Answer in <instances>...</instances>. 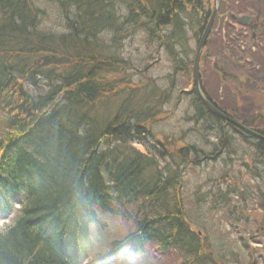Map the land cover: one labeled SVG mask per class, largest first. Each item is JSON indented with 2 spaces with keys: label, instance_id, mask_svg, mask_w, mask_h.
Returning a JSON list of instances; mask_svg holds the SVG:
<instances>
[{
  "label": "trees",
  "instance_id": "1",
  "mask_svg": "<svg viewBox=\"0 0 264 264\" xmlns=\"http://www.w3.org/2000/svg\"><path fill=\"white\" fill-rule=\"evenodd\" d=\"M249 1L253 9L244 7ZM259 1L229 0L230 18L237 23L238 15L256 10L254 24L240 27L259 31V16L264 17V10L255 9ZM57 4L0 0V219L10 218L4 220L8 225L0 224V264H142L151 248L164 255L155 261L167 256L170 264H228V249L216 247L219 242L203 227L193 228L180 175L174 185L156 172L163 155L155 145L164 148L165 156L177 155V166L188 165V153L201 151L192 145L150 143L147 118L156 112L145 101L151 94L131 86L127 72L132 62L123 52L126 38L143 31L148 40L163 44L172 65L182 64L188 73L190 41L200 38L212 0ZM185 9L193 18L189 22L182 19ZM53 17L57 28L46 23ZM156 29L161 33L157 38ZM121 85L127 92L122 101L106 95V88L115 92ZM198 103L196 117L203 121L209 113ZM259 146L264 151V141ZM253 172L256 176L244 171L256 178L257 191L246 187V197L264 211V168ZM220 179L231 185L224 173ZM229 186L216 192L219 200L212 207L203 206L206 192L193 205L205 213L220 207L227 210L222 216L231 219L238 205L228 197L238 202L246 197ZM104 217L124 223L123 229L115 232V225L106 231ZM263 225L256 224V231L264 234Z\"/></svg>",
  "mask_w": 264,
  "mask_h": 264
},
{
  "label": "rangeland",
  "instance_id": "2",
  "mask_svg": "<svg viewBox=\"0 0 264 264\" xmlns=\"http://www.w3.org/2000/svg\"><path fill=\"white\" fill-rule=\"evenodd\" d=\"M263 1L255 3V9H259L261 14H263L264 10ZM228 2L229 0L217 4V12L211 25L212 34L207 37L209 61L221 60L226 65L223 70L227 73V76L224 82L218 85L216 75L206 69L205 73H203L205 89L227 111H230V107L233 106L236 112L245 119L255 117V119L260 118L264 121V74H261L264 68V17L259 16V31L254 28L247 31L240 27L237 20V23H235V18H230L229 11H227L229 10ZM250 3V1L244 3L247 5L244 7L253 9L250 7ZM232 5L235 6L236 4ZM52 6L55 8L54 5ZM213 7L214 4L212 2L210 10ZM52 10L54 9L52 8ZM253 11L248 10V12L244 13L249 17L248 21L252 24H254L252 15L256 14V10L252 13ZM53 20H55L54 17L50 21L47 20L46 23L50 27H59L57 22ZM246 33L253 35L250 37ZM138 34L142 35V31H138L134 37H128L123 42L126 45V53H129L126 54L130 58L128 60L130 63L132 62V69L135 74H142L139 76L141 82L155 83L157 91L164 93L162 99L158 101V111L154 114L155 119L152 121V130L150 127L153 134L152 139L149 140L150 143L158 144L161 142L164 145L168 143L170 146L196 144L201 147L198 159L203 158V156H214L213 159L200 160L199 166L186 164L182 167L184 173L183 190L187 200L186 208H188L187 211L189 210V218L195 223H193V228L197 229V226L203 227L201 231L215 243L219 242L216 247L228 249L227 255L225 254V260L229 261L228 264H264V234L256 231V224L263 225L264 211L256 210L253 207L251 197H246L249 190L253 192L257 190L254 187L256 178L244 173V171L250 172V174L254 173L253 171L261 173L264 168V160H256L255 154L249 150L251 147L253 148V145L248 141V138L245 139V137L238 135L227 126L220 127V125H224L222 122L217 123V127L219 126L217 135L220 136L222 142L219 145L208 144L206 142L208 139L211 143L213 142V135L211 134L213 132L210 129L207 131L209 127H207L206 122L196 117L194 106L190 102L191 97L185 95L187 94L186 86L191 82L188 75L184 73V67L182 64L177 68L172 65L164 50L158 53L149 50L145 51L146 45L143 46L140 43L141 39ZM228 39L232 42V45L227 42ZM254 44H256V47L251 46ZM190 46L194 52L196 49L195 43L190 41ZM223 47H227V50H223ZM204 52H206V49ZM223 53L227 59L222 57ZM192 56L193 54H191ZM130 70L127 72L128 76ZM137 80L135 78L134 82H131V86H140L135 85L138 82ZM254 125L256 126L255 122ZM221 144L227 145L228 149H230L227 154L234 152L229 157L224 156L225 164L223 165H225V169L222 170L223 172L216 159L217 155L214 154L215 152L212 149L213 146L219 148ZM135 146L139 149V145L135 144ZM140 149L143 148L141 147ZM221 173L226 175L229 182L238 183L237 187L241 188H235L239 192L242 191L244 197H246L240 202L233 200L238 206L232 211L231 219L222 216L225 215L227 210L224 211L220 207L217 210H211V213H205L204 211L202 212L201 206L197 209V206L193 205L195 200L201 201V195L207 190L216 193L218 190H224L225 186L230 185L218 184L217 179ZM254 175L256 176L255 173ZM201 183H203V187ZM246 187H249L248 192ZM262 191L264 192V186H262ZM221 202H223V199H221ZM208 204L206 201V205L203 204V206L208 207ZM9 219L6 220L5 217L0 219L2 220L0 224H5L4 220L8 222ZM102 221L106 222L104 227L106 231L107 229H114L113 226L115 225H118L115 228V232L123 229L124 223L118 220L104 217ZM107 234L109 235L108 232ZM243 243H246L251 249L249 254H246V250L241 247ZM155 256L164 255H160L155 248H151L147 251L142 264H170L166 261L167 256L162 262L155 261ZM249 258L251 261L247 260ZM132 263L137 262L132 260L130 264Z\"/></svg>",
  "mask_w": 264,
  "mask_h": 264
},
{
  "label": "bare ground",
  "instance_id": "3",
  "mask_svg": "<svg viewBox=\"0 0 264 264\" xmlns=\"http://www.w3.org/2000/svg\"><path fill=\"white\" fill-rule=\"evenodd\" d=\"M53 2L54 5H58L57 4V0H51ZM213 3H215L216 5L219 2V0H212ZM136 10V9H135ZM137 11V10H136ZM138 13V12H137ZM182 19H184V17L186 16V20L187 22L191 21L192 18V15L189 14V10L185 9L183 10L182 12ZM134 16L137 18L138 15L137 14H134ZM211 17V14L208 18V20L206 21L205 23V26L207 25L209 19ZM191 18V19H190ZM213 21V20H212ZM213 22H211V25H212ZM139 26L141 24H138ZM135 28H138V27H135ZM205 28V27H204ZM139 29V28H138ZM183 29L184 30H187L188 27L186 25H183ZM210 30H211V26H210ZM210 30H209V33H210ZM204 31V29H203ZM202 31V33H203ZM143 32V31H142ZM208 33V35H209ZM160 30L156 29V31L154 32L153 34V37L157 38V37H160ZM139 35V38L141 39L140 40V43L145 46L146 45V48L147 50L149 51H155L156 53L158 52H162L164 50L163 48V44H160L154 40L150 41L148 40V36L146 37V33L143 32L142 35L141 34H138ZM202 35V34H201ZM208 37V36H207ZM201 38V36H200ZM200 38L198 39V41L194 42L195 45H196V49H197V46H198V43L200 41ZM203 48L198 56V61H197V66H196V72H197V82H195L194 80V77H193V72H194V59H195V53H196V49L194 50L193 52V59H192V64H191V70L188 71V73H186L188 75V78H190V85L187 87L186 89V92L187 94H185L186 96H190L191 99H190V102L192 104L193 102V106L198 103H201L202 105H204V102L202 101L201 97L199 96L198 92H197V88H196V85L198 86V90L200 92V95L208 102V104L210 103L212 106H214V109L219 112L220 114L222 115H226L228 117H230V119H233L234 121L237 122V126L236 125H233L232 123L226 121V120H223L222 118H220L218 115L212 113L207 107L206 105L205 106V109L208 111V115L205 117L204 119V122H207V124L209 125V128L207 129V131L212 130L213 133H211L213 136H212V143L211 141L208 139L206 142L209 144H217L219 145L220 142H222L220 136H218V130H219V126L217 127V123H220L222 122L224 125L220 127H229L231 128L235 133H237L238 135H242L243 137L248 138L249 142L252 143L253 145V148L251 147V152H253L255 154V156L257 158H261L264 156V151H261L260 150V146H259V142L262 140L264 141V135L262 136V131L264 130V121H262V119H255L252 118V119H245L243 116L239 115L235 108L232 106L230 107V111H227L224 109V107L221 106V104L213 98V96L210 95V93L205 89L206 86H205V78H204V74L205 73V70L208 69L210 71H212L215 75H216V78H217V83L218 85L222 84V82H224V79L226 78L227 76V73L224 72V67L226 66L221 60L220 63L219 61L215 60V61H209V47H208V39L206 38V40L204 41L203 43ZM206 49V52H204ZM123 52L125 54H129V53H126L125 49L123 50ZM164 53L166 54L167 52L164 50ZM205 53V54H204ZM167 56H168V59L170 61V58H169V54L167 53ZM183 57V56H182ZM65 63H69L70 59L69 58H64L63 59ZM142 74H135V72L133 71V69L130 70L129 72V77L130 79L132 80V82H134V79L137 78L138 82L135 84V85H140V86H137L138 88H142L144 89V91L148 92V94H151V100L149 101H145V105L148 106L150 112L152 110H154L155 112L158 111V101H160L162 99V96L161 94L157 91L156 87H155V83H146V82H141L140 81V77ZM233 75V73H232ZM136 76V77H135ZM106 95L108 97H111L112 99L116 100V102H120L122 101L123 98H125V95H126V91H125V88L121 85L120 87V90L118 91H115L111 88H106ZM116 92H119L120 93V98H117L116 97ZM166 101V100H165ZM124 103V102H123ZM198 103V104H199ZM155 119V117H152L151 118V114H149L148 118H147V121H148V124H149V127H151V130H152V127H153V120ZM255 120V121H254ZM254 122L256 124V126L254 125ZM151 125V126H150ZM251 132H256L258 135L262 136L263 139H261L260 137H254V136H251L249 133ZM146 137L147 139L151 140L152 137H153V134L148 131L146 132ZM134 143H136L137 145H140V141L138 140H134ZM204 143V142H203ZM177 146H180L181 148H184V147H187L185 144L182 145V144H179ZM193 147H195L197 150L201 151V147L199 145H196V144H192ZM213 151L215 152L214 154L217 155L216 156V159L218 160V164L220 166V169L221 171L225 169V157H229V154H227L229 151L228 149V146L225 145V144H221L219 146V148H216V147H212ZM155 151H157L158 153H160L161 155H163L161 158V161H162V164L158 166H156V172L160 175L161 173V177L163 179H168L170 180L174 185L176 184V178H175V175L176 173H178L181 177V179L179 180V183L181 185V187H183V178H184V173H183V170H182V167L183 166H177L175 164V162L177 161L176 159H178V156H174V155H167L165 156V151H164V148H162L161 145H155ZM153 151V152H155ZM199 158V153L196 152H192V153H188V165L189 166H194L196 164V166L200 165L198 164L200 162V160H207V159H213L214 156H203V158ZM264 160V159H263ZM201 163V162H200ZM150 164V163H149ZM149 166V165H148ZM223 172V171H222ZM225 172V171H224ZM223 176V173H221L219 175V180L221 181V184L222 185H226V179L225 180H222L220 179V177ZM225 178V177H224ZM232 181V180H231ZM218 182V181H217ZM219 185H221L219 182H218ZM234 187H237L238 186V183H231ZM202 187H203V183H201ZM231 186V185H230ZM227 187V186H225ZM237 188H241V187H237ZM237 190V189H236ZM207 192V197H205L206 199H204V201H207L209 203V206L208 207H212L211 206V202L213 201H218L219 198L217 197L216 193H212L210 192L209 190L206 191ZM230 198L232 201L233 200H236V202H238V199L237 198H234V197H228ZM11 199V198H10ZM234 202V201H233ZM235 203V202H234ZM206 204V202H205ZM242 248H245V246L242 244L241 245ZM249 250L251 251V249L249 248ZM248 250V252H250ZM247 252V250H246ZM247 254V253H246ZM251 258H254V257H251ZM111 257L108 258L109 261H111ZM118 260V259H117ZM80 264H85V261L83 260Z\"/></svg>",
  "mask_w": 264,
  "mask_h": 264
},
{
  "label": "water",
  "instance_id": "4",
  "mask_svg": "<svg viewBox=\"0 0 264 264\" xmlns=\"http://www.w3.org/2000/svg\"><path fill=\"white\" fill-rule=\"evenodd\" d=\"M214 14H215V8L214 10L212 11V14H211V17L207 23V25L205 26L204 28V31L201 35V38H200V41L198 43V46H197V49H196V53H195V59H194V72H193V77H194V80L195 82H197V72H196V66H197V61H198V56L203 48V43L204 41L206 40L207 36H208V33H209V30H210V26H211V22L213 20V17H214ZM248 17L246 15H242L240 17H238V21L240 23H246L248 21ZM196 88H197V92L199 94V96L201 97L202 101L204 102V105H206V107L214 114L218 115L220 118H222L223 120H226L230 123H232L233 125H236L237 126V122L234 121L233 119H230V117L226 116V115H222L220 114L219 112H217L215 109H214V106H212L210 103L208 104V102L200 95V92L198 90V86L196 85ZM251 136H256V137H262L260 135H258L256 132H251L249 133ZM263 139V137L261 138Z\"/></svg>",
  "mask_w": 264,
  "mask_h": 264
}]
</instances>
